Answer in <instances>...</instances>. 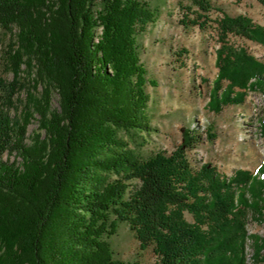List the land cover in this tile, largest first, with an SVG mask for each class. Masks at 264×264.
<instances>
[{
    "label": "trees",
    "instance_id": "obj_1",
    "mask_svg": "<svg viewBox=\"0 0 264 264\" xmlns=\"http://www.w3.org/2000/svg\"><path fill=\"white\" fill-rule=\"evenodd\" d=\"M189 1L184 24L204 28L221 13L208 109L264 90V61L230 41L264 45V27ZM159 16L151 0H0V30L11 35L0 37L1 57L13 74L0 76V264H140L115 256L121 224L142 250L152 246L154 264H246L250 216H264V165L231 176L194 168L188 151L201 135L190 126L172 152L142 151L156 83L138 39Z\"/></svg>",
    "mask_w": 264,
    "mask_h": 264
},
{
    "label": "rangeland",
    "instance_id": "obj_2",
    "mask_svg": "<svg viewBox=\"0 0 264 264\" xmlns=\"http://www.w3.org/2000/svg\"><path fill=\"white\" fill-rule=\"evenodd\" d=\"M160 8V16L139 36L141 58L148 76L156 86L148 84L150 94L149 116L152 131L142 151L145 155L157 151L172 152L183 141L187 127H195L201 135L198 144L188 151L194 168L210 163L221 174L231 176L238 169L257 173L264 165V90L247 93L244 103L230 105L220 113L208 109L209 92L215 80L217 49L220 47L216 23L221 15L212 12L204 28L184 24L183 6L189 0H151ZM231 15L246 14L254 23L264 27V4L258 0H211ZM189 18H193L191 15ZM10 33L0 30L5 44ZM230 41L244 46L264 61V45L230 36ZM0 48V76L12 80L13 74L3 64ZM38 93V90H35ZM58 106L54 96L53 107ZM28 134L37 131L39 115L33 116ZM210 133L214 137H210ZM14 159V157H12ZM192 220V216L187 214ZM246 264H264L262 256L255 258L257 243L264 246V216H250L247 224ZM115 256L123 260H138L140 264H154L156 254L152 246L142 250L135 233L127 224H121L111 238Z\"/></svg>",
    "mask_w": 264,
    "mask_h": 264
}]
</instances>
